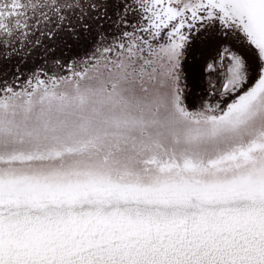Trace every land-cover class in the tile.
<instances>
[{"label": "snow or ice", "instance_id": "1", "mask_svg": "<svg viewBox=\"0 0 264 264\" xmlns=\"http://www.w3.org/2000/svg\"><path fill=\"white\" fill-rule=\"evenodd\" d=\"M0 264H264V0H0Z\"/></svg>", "mask_w": 264, "mask_h": 264}, {"label": "water", "instance_id": "2", "mask_svg": "<svg viewBox=\"0 0 264 264\" xmlns=\"http://www.w3.org/2000/svg\"><path fill=\"white\" fill-rule=\"evenodd\" d=\"M63 96L64 99L58 98L44 109H41L39 104H33L30 109L21 107L18 111V120L22 125V131L26 134L38 132L63 139L81 136L84 110L71 100V89H67Z\"/></svg>", "mask_w": 264, "mask_h": 264}]
</instances>
